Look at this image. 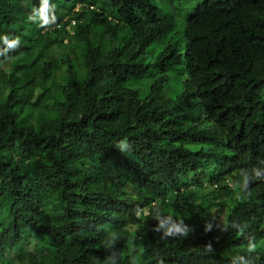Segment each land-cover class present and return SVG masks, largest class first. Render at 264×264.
I'll return each mask as SVG.
<instances>
[{
  "label": "trees",
  "instance_id": "trees-1",
  "mask_svg": "<svg viewBox=\"0 0 264 264\" xmlns=\"http://www.w3.org/2000/svg\"><path fill=\"white\" fill-rule=\"evenodd\" d=\"M42 2L0 0V264H264V0Z\"/></svg>",
  "mask_w": 264,
  "mask_h": 264
},
{
  "label": "clouds",
  "instance_id": "clouds-1",
  "mask_svg": "<svg viewBox=\"0 0 264 264\" xmlns=\"http://www.w3.org/2000/svg\"><path fill=\"white\" fill-rule=\"evenodd\" d=\"M47 2H48V0H43V2H42V7H44L45 10H47ZM52 7L54 8L55 5H52ZM77 7H78V5H77ZM77 7L75 8V10H78ZM52 21H54V17H52V19L49 20L47 18V15H42V17L40 19V23L41 24H45L46 22L50 23ZM72 22L74 23V21H72ZM0 39H3L4 41H6L9 46H14L18 42V38L17 39H13V40H8V38L5 36V37H2ZM258 180L264 183V177H259ZM172 231H181V232H183V230L179 226H174L173 228L166 229V234L169 233V232H172ZM184 234H186V233H184Z\"/></svg>",
  "mask_w": 264,
  "mask_h": 264
},
{
  "label": "rangeland",
  "instance_id": "rangeland-1",
  "mask_svg": "<svg viewBox=\"0 0 264 264\" xmlns=\"http://www.w3.org/2000/svg\"><path fill=\"white\" fill-rule=\"evenodd\" d=\"M222 217H223V213L221 212V214L219 216V222L221 221Z\"/></svg>",
  "mask_w": 264,
  "mask_h": 264
}]
</instances>
